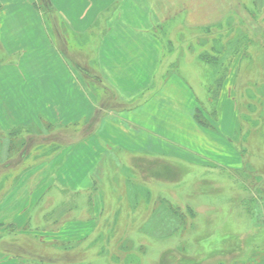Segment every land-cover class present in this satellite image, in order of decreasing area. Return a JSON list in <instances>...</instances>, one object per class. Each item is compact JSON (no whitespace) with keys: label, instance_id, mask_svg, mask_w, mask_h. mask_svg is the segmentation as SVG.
<instances>
[{"label":"crops","instance_id":"1","mask_svg":"<svg viewBox=\"0 0 264 264\" xmlns=\"http://www.w3.org/2000/svg\"><path fill=\"white\" fill-rule=\"evenodd\" d=\"M49 1L44 13L38 0H0V133L39 129L26 134L21 158L38 143L62 147L57 163L20 170L21 183L0 201L5 210L0 224L16 226L0 230V264H90L71 259V250L55 244L75 241L76 225L86 227L78 240L94 235L103 201L94 197L96 176L111 152L197 161L201 141L212 140L214 146L215 139L227 140L223 104L215 130L196 122V78L169 73L161 30L183 9V25L196 27L224 12L236 13L233 3L243 13L253 0ZM255 2L254 11L264 5ZM86 40L93 41L95 62L82 55ZM91 80L103 82L123 108L92 97ZM225 143L232 150L231 142ZM103 144L111 147L110 154ZM6 165L12 172L11 163ZM70 194L74 200L86 198L95 218L80 211L75 224L76 213L64 205ZM60 204L68 211L53 218Z\"/></svg>","mask_w":264,"mask_h":264},{"label":"rangeland","instance_id":"2","mask_svg":"<svg viewBox=\"0 0 264 264\" xmlns=\"http://www.w3.org/2000/svg\"><path fill=\"white\" fill-rule=\"evenodd\" d=\"M38 3L45 6L43 0ZM233 4L236 13L224 12L212 23L196 27L183 25V9L170 18L161 32L169 73L194 76L198 102L207 99L203 81L214 82L230 60L229 75L222 86L224 99H220L219 108V99L215 103L213 97L211 105H207L211 112L215 103L216 121L209 118L211 127H203L208 132L217 128L223 104L227 122L221 126L230 134L224 135L239 157L226 150L228 141L223 139H215L221 143L214 141V146L212 140L201 141L195 147L201 157L197 161L150 159L126 150L111 152L101 166V175L96 176L98 193L94 197L103 200L99 225L93 232L96 237L78 240L86 227L78 229L76 225L71 236L77 238L75 241L55 244L71 251H85L81 257L71 253V259L80 257L90 264H264V5L254 11L253 0L250 8L241 13ZM42 11L45 13L43 8ZM85 45L86 54L82 55L95 62L93 41L86 40ZM216 54L219 64L214 67L204 65L199 58ZM160 80L162 83V77ZM87 84L92 97L97 95L103 104L115 105L110 90L100 81ZM120 105L117 103L114 109H122ZM200 109L206 118L203 106ZM29 129L7 136L0 133V201L15 183H21L24 177L20 170L60 161L62 147L54 144L38 143L23 151L22 158L18 156L26 134L39 131ZM102 147L110 154L111 147ZM212 156L213 162L209 158ZM7 162L12 172L6 169ZM158 164L163 166L156 169L154 165ZM72 196H67L64 205L71 209L69 213H76L75 224L80 211L83 216L95 218L86 198L76 196L74 200ZM60 205L62 209L56 208L53 218L68 211ZM4 211L0 209V216ZM5 227L0 224V230ZM8 229L13 230L11 226Z\"/></svg>","mask_w":264,"mask_h":264},{"label":"trees","instance_id":"3","mask_svg":"<svg viewBox=\"0 0 264 264\" xmlns=\"http://www.w3.org/2000/svg\"><path fill=\"white\" fill-rule=\"evenodd\" d=\"M44 2V7H41V9L43 8L45 11L47 10V6L48 5H52L50 3L49 0H43ZM39 5V4H38ZM37 6V5H36ZM214 46H211L209 49H213ZM199 58L201 59V61L204 63V65H207V66H215V65H218L219 62H218V58H219V55H215V56H201L199 55ZM223 63V62H222ZM225 65L223 66L222 70L220 71V75H218L216 78H215V81L214 82H211L210 81H203V84H204V88H205V91H206V94H207V99H205L204 101H200V106L196 109L195 113H194V117L196 119V122H198L200 125L204 126V127H211V124L209 123L208 119L209 118H212L214 119V121H216V115H217V109H216V105L215 103H217V100L219 99V96L221 94V91H222V86L226 80V78L228 77V72H229V69H230V66H231V63H230V60L228 59L225 63ZM101 85L104 86L103 82H101ZM105 87V86H104ZM106 90H109L108 88L105 87ZM212 97L214 98V100L212 99ZM210 98V99H209ZM211 100H213L214 103V107H213V111L211 112H208V106L207 105H211ZM103 102V100H102ZM115 105L117 104L116 102H114ZM113 105V106H115ZM203 106V108L206 111V118L202 117L201 115L203 114L202 113V110L200 109V107ZM240 153L242 154L241 150H240ZM165 207H166V204H165ZM169 210H173L175 211V209H172V208H169ZM152 215V214H151ZM152 218V217H151ZM176 220V219H175ZM12 229L14 230V226H11ZM9 228V226H6L5 227V230H7ZM92 237H96V235H91L90 237H87L86 240H88L89 238L92 239ZM69 250H71V248H68ZM82 252L81 250H77V251H71L72 254H79L80 257L82 255ZM80 257L77 258V259H74V260H80Z\"/></svg>","mask_w":264,"mask_h":264},{"label":"bare ground","instance_id":"4","mask_svg":"<svg viewBox=\"0 0 264 264\" xmlns=\"http://www.w3.org/2000/svg\"><path fill=\"white\" fill-rule=\"evenodd\" d=\"M147 164L151 165L150 163H147ZM149 165H148V166H149ZM154 166H158V167H155V168H156V169H160V167H162L163 164H158V165H154ZM155 168H154V169H155Z\"/></svg>","mask_w":264,"mask_h":264}]
</instances>
